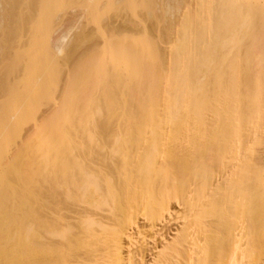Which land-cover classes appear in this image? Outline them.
Listing matches in <instances>:
<instances>
[{
    "label": "bare ground",
    "instance_id": "bare-ground-1",
    "mask_svg": "<svg viewBox=\"0 0 264 264\" xmlns=\"http://www.w3.org/2000/svg\"><path fill=\"white\" fill-rule=\"evenodd\" d=\"M139 1L145 20L106 18L100 53L58 78L39 161L0 193L6 264H264V0H161L159 31L160 4ZM66 32L45 47L57 61L99 34Z\"/></svg>",
    "mask_w": 264,
    "mask_h": 264
},
{
    "label": "rangeland",
    "instance_id": "rangeland-1",
    "mask_svg": "<svg viewBox=\"0 0 264 264\" xmlns=\"http://www.w3.org/2000/svg\"><path fill=\"white\" fill-rule=\"evenodd\" d=\"M87 1L89 0H35L34 2L33 0H22L18 4H14L13 0H0V15L4 13H1L2 8L4 7L3 10H5L7 4L11 2V8L8 6L6 10L8 13L4 16V19L0 16L2 18V20L0 18V83L2 85L5 84H3V81L5 82L6 75L10 80L13 76L11 84H7L6 86L0 85V193L6 190L8 184H12L15 189H20L22 187L20 176L24 171L23 163L27 160L33 162L39 161L37 147L41 143V139L48 138L50 135L49 132L51 133V131L47 133V130H45L44 133L38 134V125L46 122V112H50V109L57 102L61 86L60 79L63 77L64 73L68 71L70 66H73L78 59L85 57L90 50H97L99 53L100 50H102L103 41L101 40H104V38H102L99 31L103 30L106 18H111L115 26L119 24V21H121L124 15H127L124 19H127L128 16V18L132 16L133 19V14L135 13L137 17L135 16L136 18L134 17V19L137 20L140 14L144 16L140 18L145 20L144 13L146 12V8L143 6V2L139 1L140 3H137L138 0H134L136 2H134L135 5L133 8H127V5L124 8L125 4H123L124 6L120 7V9L112 10L113 8H110V10L105 9V11L102 12L97 11L99 14L95 12V4L100 2V5L109 0H92L94 3L91 4L95 6L85 10V8H87L85 6ZM183 1L184 0H181V11L184 9V5L191 0L187 3L184 1L186 4H183ZM156 2V4L160 5H155L156 8L152 11L155 12L156 10L157 14H154L159 15V20H157L158 18L156 17V21H158L156 29L159 31V29H162L163 25V21H160L162 20V12H160L159 9H161L160 6L161 4L163 5L162 2H165V0H162V2L161 0H157ZM109 6L110 5H108V7ZM157 7L159 9H157ZM134 10L136 11L134 12ZM181 13H179V17L182 16L180 15ZM13 14L16 15V17H13ZM176 14L178 13L176 12ZM176 14L175 18L178 19L179 17H177ZM71 15H76L75 17L79 16L76 23V18L74 17L75 19H71ZM8 16L9 18H7ZM19 17L21 21L18 19ZM72 20L74 21L73 23L71 22ZM79 29H81V31ZM89 30L91 31L89 32ZM64 31H67L68 39L74 38L83 31H88L87 33H90V36L92 32L93 34L96 32L99 34H96L97 37L94 34V39L91 38L88 42L84 41L70 60L65 61L58 58L57 61L55 55L49 54V49L46 50L45 47L54 39V36L57 37V35H60ZM99 35L101 39L98 38ZM92 39H100V42L99 40H97V42L96 40L92 42ZM9 42L12 47H10L11 45L9 46ZM32 43L35 44L36 54L15 53L16 49L18 51V49L24 45ZM96 43L99 46L98 48L95 46ZM100 43L102 45L101 47ZM160 46L165 47L168 46V44L164 43L160 44ZM7 72H9L10 75L9 73L7 74ZM58 78L60 79L58 80ZM3 87H6V89H3ZM27 147L28 150H26ZM15 162L17 164L21 163V167L18 165L17 169H12L11 164ZM40 177V173L35 169L30 187L37 194L40 193L41 188ZM7 211L10 212L17 221L21 219V210ZM15 224V228H13L12 231L10 230L11 225L9 229L7 227V231L10 230L13 234L17 233V238L15 240L19 241L18 238H21L25 232L23 233L21 230L23 228L19 227L21 224ZM5 229H3V227L0 228V236L3 235L2 231H5ZM8 233L9 232H4V234ZM7 238H0V240L6 239L5 241H8ZM10 240L12 239H9V241ZM5 241L3 242L4 244H6ZM3 253H5V250H3ZM1 257L4 256L1 255ZM3 260L2 258V261ZM5 260L3 262H5ZM3 262L1 264H6V262Z\"/></svg>",
    "mask_w": 264,
    "mask_h": 264
}]
</instances>
